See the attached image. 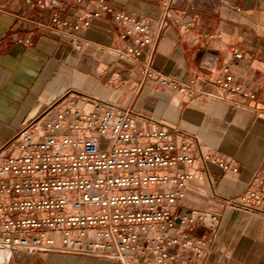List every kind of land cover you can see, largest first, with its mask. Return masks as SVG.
Returning <instances> with one entry per match:
<instances>
[{
	"label": "crops",
	"instance_id": "crops-1",
	"mask_svg": "<svg viewBox=\"0 0 264 264\" xmlns=\"http://www.w3.org/2000/svg\"><path fill=\"white\" fill-rule=\"evenodd\" d=\"M118 12L150 26L152 53L150 45L138 58L121 53L140 34L122 38L129 26L114 18ZM85 20L88 25L73 27ZM235 50L243 56L236 58ZM148 59L169 78L167 85H159L157 75L143 77ZM225 65L234 67L248 95L230 99L214 85ZM185 85L197 90L181 91ZM96 99L131 107L143 126L158 120L179 128L203 153L239 167L234 172L210 163L212 182L199 164L187 168L196 175L180 210H204L207 217L181 226L186 239L204 243L203 258L189 243L185 259L264 264V215L224 199L264 175V0H0V149L26 125L54 118L65 106L89 109ZM185 259L173 264H191ZM0 264L121 263L0 250Z\"/></svg>",
	"mask_w": 264,
	"mask_h": 264
},
{
	"label": "built area",
	"instance_id": "built-area-1",
	"mask_svg": "<svg viewBox=\"0 0 264 264\" xmlns=\"http://www.w3.org/2000/svg\"><path fill=\"white\" fill-rule=\"evenodd\" d=\"M114 18L129 26L122 38L140 34L122 54L138 58L145 45L152 53L156 43L145 21L128 12ZM234 54L243 56L238 50ZM149 59L141 65L143 77L157 75L159 85H167L169 78ZM214 85L230 99L248 95L230 65L223 66ZM139 117L131 107L96 99L89 109L65 106L54 118L26 125L12 153L0 157V250L8 256L61 252L121 264H173L185 259L183 251L192 243L203 258L204 243L181 235V226L207 217L204 210H180L196 175L187 168L199 164L212 182L210 163L234 172L239 167L203 153L198 141L179 128L158 120L143 126ZM224 199L264 215V175Z\"/></svg>",
	"mask_w": 264,
	"mask_h": 264
},
{
	"label": "rangeland",
	"instance_id": "rangeland-1",
	"mask_svg": "<svg viewBox=\"0 0 264 264\" xmlns=\"http://www.w3.org/2000/svg\"><path fill=\"white\" fill-rule=\"evenodd\" d=\"M18 133L19 132H17V134ZM17 134H16V136L14 138L9 140V142L4 147H2L0 149V152H4L5 151L7 153V155H10L12 153V149L11 148L13 147V144H14L15 138L17 137Z\"/></svg>",
	"mask_w": 264,
	"mask_h": 264
},
{
	"label": "bare ground",
	"instance_id": "bare-ground-1",
	"mask_svg": "<svg viewBox=\"0 0 264 264\" xmlns=\"http://www.w3.org/2000/svg\"><path fill=\"white\" fill-rule=\"evenodd\" d=\"M125 264H132V263H131V261L128 260L125 262Z\"/></svg>",
	"mask_w": 264,
	"mask_h": 264
}]
</instances>
